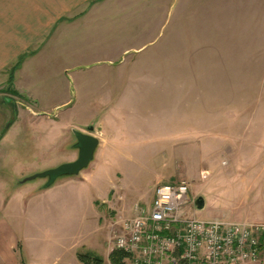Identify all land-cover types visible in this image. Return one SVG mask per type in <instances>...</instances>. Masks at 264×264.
I'll return each mask as SVG.
<instances>
[{
	"label": "rangeland",
	"instance_id": "obj_1",
	"mask_svg": "<svg viewBox=\"0 0 264 264\" xmlns=\"http://www.w3.org/2000/svg\"><path fill=\"white\" fill-rule=\"evenodd\" d=\"M95 8V29L69 25L28 66L40 105L0 88V226L19 235L0 264H83L79 252L111 264L118 221L147 205L158 182L187 181L203 199L200 219L264 225V0ZM110 124L116 144L98 131ZM86 126L99 138L80 172L95 168L94 209L77 204L67 176L47 188L44 178L21 182L74 160L72 130Z\"/></svg>",
	"mask_w": 264,
	"mask_h": 264
},
{
	"label": "built area",
	"instance_id": "obj_2",
	"mask_svg": "<svg viewBox=\"0 0 264 264\" xmlns=\"http://www.w3.org/2000/svg\"><path fill=\"white\" fill-rule=\"evenodd\" d=\"M190 184L158 182L147 205L118 221L113 250L128 264H255L264 249V225L195 216Z\"/></svg>",
	"mask_w": 264,
	"mask_h": 264
},
{
	"label": "crops",
	"instance_id": "obj_3",
	"mask_svg": "<svg viewBox=\"0 0 264 264\" xmlns=\"http://www.w3.org/2000/svg\"><path fill=\"white\" fill-rule=\"evenodd\" d=\"M89 1L91 0H0V88L8 85L11 74L10 88L18 99H23L19 97L21 95L33 105H40L39 88L31 81V70L28 66L36 57L48 53L53 41L61 42L60 39L69 25H81L89 21L95 29V15L103 11L95 8V0L91 3ZM87 4H90L89 8ZM113 11L108 10L109 13ZM9 99L11 101L6 102L20 104L19 101ZM69 102L70 100L67 101ZM43 109L40 111L44 112ZM43 114L47 113L39 115ZM87 127L83 128V132H87ZM92 128L95 134V126ZM99 129L100 137L106 136L109 143L111 139L113 143H117L118 126L110 124L107 134L103 133L101 126ZM3 139H0V144ZM112 149L117 150V146L114 145ZM154 157L157 158V154ZM67 180V186L78 194L77 204L86 199L92 208L95 207V168ZM83 195H86L85 198ZM17 236L19 235L15 234L13 228L0 226V256L10 254Z\"/></svg>",
	"mask_w": 264,
	"mask_h": 264
},
{
	"label": "water",
	"instance_id": "obj_4",
	"mask_svg": "<svg viewBox=\"0 0 264 264\" xmlns=\"http://www.w3.org/2000/svg\"><path fill=\"white\" fill-rule=\"evenodd\" d=\"M92 129L93 128L90 126L88 127L87 132L72 130V134L75 137L73 149L77 150V156L74 160L34 173L22 179L21 182L35 178H44L46 181L42 188H47L55 183L57 178L60 176L77 177L80 172L87 168L93 161L95 151L99 145V138L91 133ZM194 207L197 210H201L203 208L202 197L199 196L194 200Z\"/></svg>",
	"mask_w": 264,
	"mask_h": 264
},
{
	"label": "trees",
	"instance_id": "obj_5",
	"mask_svg": "<svg viewBox=\"0 0 264 264\" xmlns=\"http://www.w3.org/2000/svg\"><path fill=\"white\" fill-rule=\"evenodd\" d=\"M16 66V65H15ZM13 69V68H12ZM11 69V70H12ZM11 74L8 79V85L11 84ZM11 89V88H9ZM264 251V249L260 250V254ZM77 258L83 263V264H103V260L98 257L95 254H89L88 252L84 253H78ZM110 263L111 264H124V254L122 252H119L117 250H113L110 254Z\"/></svg>",
	"mask_w": 264,
	"mask_h": 264
}]
</instances>
